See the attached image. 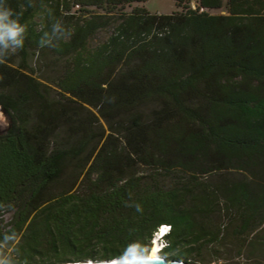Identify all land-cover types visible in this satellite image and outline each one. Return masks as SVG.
I'll return each mask as SVG.
<instances>
[{
    "label": "trees",
    "instance_id": "1",
    "mask_svg": "<svg viewBox=\"0 0 264 264\" xmlns=\"http://www.w3.org/2000/svg\"><path fill=\"white\" fill-rule=\"evenodd\" d=\"M146 1L0 0L5 264L147 255L166 224L168 260L264 264V0Z\"/></svg>",
    "mask_w": 264,
    "mask_h": 264
},
{
    "label": "rangeland",
    "instance_id": "2",
    "mask_svg": "<svg viewBox=\"0 0 264 264\" xmlns=\"http://www.w3.org/2000/svg\"><path fill=\"white\" fill-rule=\"evenodd\" d=\"M143 7L149 11L150 13H157V14H170L176 11H180V9L175 5V3L171 0H147L144 4ZM127 11L130 10V8L126 9ZM111 29H104L102 31H98L95 36L93 37L91 43L92 45H95L99 42L104 41V39L109 35ZM59 66L54 68V57L51 55H48L47 57H42L40 60H38V63L36 65V72L34 73V76H37L39 78L43 79V82L46 80H50V78H54V69L61 70L62 68V63L58 62L57 63ZM46 65V66H45ZM42 81V80H40ZM99 123L102 126L103 129H106V124L102 119L99 118ZM7 124V119L2 112H0V133L5 131V127ZM8 221V220H7ZM167 225V224H166ZM224 234L226 235V231H224ZM224 235V236H225ZM230 239V240H229ZM226 242L230 244H235L237 242L235 239H232L230 237V230H227V235L226 238L223 240V244ZM228 244H226L227 246ZM226 247H223L219 252L222 254V256H228L229 254L227 253L228 251L226 250ZM218 252V253H219ZM11 253V248L2 245L0 246V264H5L8 260L9 254ZM161 257L165 258V256L160 255ZM168 260V258H165ZM90 261H105V260H100V259H86ZM174 260V259H171ZM76 260L74 259H65L61 263L65 262H74ZM84 261V260H82ZM185 264H191L189 261L182 260ZM233 262H237L238 264H250L249 261H247L244 257L243 258H236L232 260ZM188 262V263H187ZM45 264H54L53 262L45 263ZM216 264V263H213Z\"/></svg>",
    "mask_w": 264,
    "mask_h": 264
},
{
    "label": "clouds",
    "instance_id": "3",
    "mask_svg": "<svg viewBox=\"0 0 264 264\" xmlns=\"http://www.w3.org/2000/svg\"><path fill=\"white\" fill-rule=\"evenodd\" d=\"M24 30L25 26L19 22L18 15H15L12 9L0 10V41H12L19 43L20 41L18 40V37L22 32H24ZM159 229L155 235L160 233ZM167 233H165V235H167ZM165 235L159 237L160 241L158 242V254L162 251V238ZM131 257L132 255L128 257L121 256L116 259L120 262V264H131ZM157 258L158 257L150 252H148L146 256L138 255L139 264H152V261Z\"/></svg>",
    "mask_w": 264,
    "mask_h": 264
},
{
    "label": "water",
    "instance_id": "4",
    "mask_svg": "<svg viewBox=\"0 0 264 264\" xmlns=\"http://www.w3.org/2000/svg\"><path fill=\"white\" fill-rule=\"evenodd\" d=\"M0 112L1 111V108H0ZM3 114V112H2ZM7 128V124H6V127L5 129ZM92 261H89V260H84V261H74V262H65V264L67 263H73V264H91ZM95 263L94 264H120V262L114 258V259H110V260H105L104 263L103 262H98V261H94ZM57 264H63V263H57ZM131 264H139V260L137 261H133L131 262ZM152 264H185L182 260H166L165 258L161 257L159 259H155L152 261Z\"/></svg>",
    "mask_w": 264,
    "mask_h": 264
},
{
    "label": "bare ground",
    "instance_id": "5",
    "mask_svg": "<svg viewBox=\"0 0 264 264\" xmlns=\"http://www.w3.org/2000/svg\"><path fill=\"white\" fill-rule=\"evenodd\" d=\"M166 228L165 227H163L162 229H161V231H160V233H158L157 235H155V238H154V240L151 242V246H150V249H149V251L148 252H150V253H152V254H154L156 257H158V259L160 258V255L158 254V250H159V247H158V242L160 241V236H162V235H165V233H166ZM141 256H146V255H141ZM128 257V256H127ZM138 260V255H136V256H132L131 257V262H133V261H137ZM90 261V260H89ZM98 262H100V261H98ZM101 262H103L104 263V261H101ZM95 262L94 261H92L91 262V264H94ZM63 264H65V263H63ZM67 264H73V263H67Z\"/></svg>",
    "mask_w": 264,
    "mask_h": 264
},
{
    "label": "built area",
    "instance_id": "6",
    "mask_svg": "<svg viewBox=\"0 0 264 264\" xmlns=\"http://www.w3.org/2000/svg\"><path fill=\"white\" fill-rule=\"evenodd\" d=\"M192 8H194L193 4H192ZM163 227L166 228V230H165L166 233L169 232L170 226H168V225H161L159 230L161 231V229H162Z\"/></svg>",
    "mask_w": 264,
    "mask_h": 264
},
{
    "label": "crops",
    "instance_id": "7",
    "mask_svg": "<svg viewBox=\"0 0 264 264\" xmlns=\"http://www.w3.org/2000/svg\"><path fill=\"white\" fill-rule=\"evenodd\" d=\"M192 2H193V0H192Z\"/></svg>",
    "mask_w": 264,
    "mask_h": 264
},
{
    "label": "snow or ice",
    "instance_id": "8",
    "mask_svg": "<svg viewBox=\"0 0 264 264\" xmlns=\"http://www.w3.org/2000/svg\"><path fill=\"white\" fill-rule=\"evenodd\" d=\"M158 259V258H157Z\"/></svg>",
    "mask_w": 264,
    "mask_h": 264
}]
</instances>
